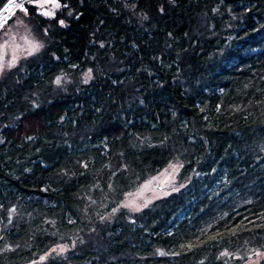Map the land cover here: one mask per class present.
<instances>
[{
	"label": "trees",
	"instance_id": "obj_1",
	"mask_svg": "<svg viewBox=\"0 0 264 264\" xmlns=\"http://www.w3.org/2000/svg\"><path fill=\"white\" fill-rule=\"evenodd\" d=\"M60 2H25L43 47L0 74V264H251L264 0ZM176 157L185 186L123 206Z\"/></svg>",
	"mask_w": 264,
	"mask_h": 264
},
{
	"label": "rangeland",
	"instance_id": "obj_2",
	"mask_svg": "<svg viewBox=\"0 0 264 264\" xmlns=\"http://www.w3.org/2000/svg\"><path fill=\"white\" fill-rule=\"evenodd\" d=\"M45 8L56 11V9H52L51 5H45ZM39 10L41 11V9ZM20 21H23V23L21 24ZM25 36H27L28 39L40 42L37 33L33 32L30 23L25 17V14L23 12L17 13L12 19V22H7L5 29H0V44H3L5 40H9V47L7 49V55L5 56V63H7V61L11 59L14 50L15 55L17 56V62H19L22 56L27 55L24 50L25 41L23 37ZM16 45H19L20 47L16 48ZM170 165H175L176 167L173 168L170 167ZM182 165V159H180L179 157L174 158L166 167L161 169L151 178L144 181L138 187L127 191L122 199V203L125 204L130 200H135V204L130 208L136 209L138 207L140 209L147 205L150 201L158 197L167 195L170 192L185 186L189 179L187 175L182 174ZM165 169H167V171H165ZM153 177H158V179L153 180ZM150 180L152 181V183L148 186L147 189L144 190L142 196L129 197L127 195L130 192L136 193L141 189L142 185ZM263 256L264 248L261 250L257 249L249 257L248 262L251 264H257L260 258H262Z\"/></svg>",
	"mask_w": 264,
	"mask_h": 264
},
{
	"label": "snow or ice",
	"instance_id": "obj_3",
	"mask_svg": "<svg viewBox=\"0 0 264 264\" xmlns=\"http://www.w3.org/2000/svg\"><path fill=\"white\" fill-rule=\"evenodd\" d=\"M26 2L28 5H32L33 7L41 9L40 14L45 16V17H50V18L55 17L56 12L54 10H49V9L45 8V5H51L52 9H62V8L67 7V4H61L60 0H26ZM13 7H15L16 9H19L25 15H28V8L25 7L24 0H21V2H19V3L17 2V0H0V13H2L4 11L11 13ZM69 15H71V13H69ZM8 19H11V16L5 17L3 15H0V29H5V26L7 24ZM20 23L22 24L23 21H20ZM59 24L61 26L66 27L65 22L63 20H59ZM45 34H47V29L45 30ZM23 39L25 41V49L24 50H25L27 55H32V54L38 52L43 47L42 43L28 39L27 36L23 37ZM13 43H14V41H13ZM8 47H9V40H5L3 44H0V73H2L5 70V68L14 67L16 62H17V56L15 55V50H14L13 54L11 56V59L8 60L7 63H5V56L7 55ZM15 47L19 48L20 46L16 45ZM91 78H92V69H88L87 73H85V83H87L88 80H90ZM62 79H63L62 76H57L54 83L56 85H60L62 82ZM29 139H31V137H29ZM83 166L87 167V164L85 163ZM170 167L175 168L176 166L170 165ZM165 171H167V169H165ZM155 179H158V177H153V180H155ZM151 183H152V181L150 180L147 183H145L144 185H142L141 189L138 190L136 193L130 192L127 195L129 197L142 196L144 190L147 189ZM134 204H135V200H130L127 203H125L123 206L124 207H132ZM136 210H139V208L137 207ZM12 211H15V209H13ZM115 211H117V209L114 208L113 212H115ZM0 239H2V237H0ZM66 250H67V246H65V245H57V248L53 249V251H58L59 253H63ZM159 254L160 255H167V253H165L163 251H160ZM221 255H228V253H222ZM44 259H46V256L40 257V260H44ZM33 264H36V262L34 261Z\"/></svg>",
	"mask_w": 264,
	"mask_h": 264
},
{
	"label": "built area",
	"instance_id": "obj_4",
	"mask_svg": "<svg viewBox=\"0 0 264 264\" xmlns=\"http://www.w3.org/2000/svg\"><path fill=\"white\" fill-rule=\"evenodd\" d=\"M17 2L19 3V2H21V0H17ZM25 2H26V0H24V3H25ZM16 10H17V9H16L15 7H13L11 13H9V12H7V11H4V12L0 13V15H3V16H5V17L12 16V14H13Z\"/></svg>",
	"mask_w": 264,
	"mask_h": 264
}]
</instances>
